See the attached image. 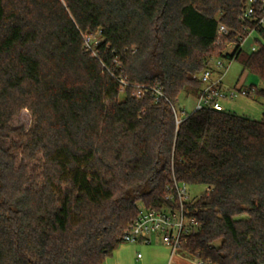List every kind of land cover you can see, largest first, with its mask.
Instances as JSON below:
<instances>
[{"label": "trees", "instance_id": "obj_1", "mask_svg": "<svg viewBox=\"0 0 264 264\" xmlns=\"http://www.w3.org/2000/svg\"><path fill=\"white\" fill-rule=\"evenodd\" d=\"M248 1L0 0V264H104L141 207H175V180L207 189L185 206V253L264 264V116L204 108L177 124L171 106L216 59L264 99V43L240 46L264 39Z\"/></svg>", "mask_w": 264, "mask_h": 264}, {"label": "built area", "instance_id": "obj_2", "mask_svg": "<svg viewBox=\"0 0 264 264\" xmlns=\"http://www.w3.org/2000/svg\"><path fill=\"white\" fill-rule=\"evenodd\" d=\"M257 3H261L264 10V0H249L244 15L245 17L249 18L254 14V8ZM258 26L260 29L264 30V16L259 20ZM253 31H251L249 35ZM227 33V28L224 25H220L218 29V37L220 38ZM247 37L240 38L241 47H243ZM83 39L85 49L93 56H97L95 46L98 44V38L91 35H84ZM234 49L235 46L233 44H228L229 53L234 52ZM252 51H257V48L253 47ZM223 60L224 59L213 60V62L216 61L214 67L220 72L219 74L215 73L212 65L201 74L200 81L202 87L196 97L194 111L202 110L204 108L225 111L221 102L222 100H234L239 96L248 97L255 92L254 87L246 89L236 86L233 89H225L223 81L228 72V68H225ZM120 82L124 86L127 85V82L123 78L120 79ZM150 91L155 95L157 101L160 98L167 100L161 88L152 87L150 88ZM171 106L175 113L177 124H180L183 118L181 119L179 117L175 106L173 104H171ZM166 200L174 203L175 207H162L160 209H146L141 207L137 219L133 222L131 227L125 231L122 242H149L150 237L159 236L161 237L162 242L171 249L172 256L181 249L186 237L197 228L195 221L190 219L185 211L186 204L192 202L194 199L189 197L187 184L175 180L172 187V194L167 196ZM138 257H140V255ZM198 264L203 263L199 262Z\"/></svg>", "mask_w": 264, "mask_h": 264}, {"label": "rangeland", "instance_id": "obj_3", "mask_svg": "<svg viewBox=\"0 0 264 264\" xmlns=\"http://www.w3.org/2000/svg\"><path fill=\"white\" fill-rule=\"evenodd\" d=\"M256 39H260L264 43L263 37L259 32L253 31L246 39L243 44V48L252 51L253 47L258 48V44L255 42ZM225 68H228L226 78L224 80L225 89H233L234 87L240 85L243 88H249L251 85L260 86L259 80L255 77L252 78L247 72H243L242 66L237 62H231L223 60ZM216 64V61L212 63ZM225 71V69H224ZM242 83V84H241ZM123 96L121 95V98ZM223 107L225 111L230 114H236L239 116H247L255 120H261L264 116V99L257 97L254 93L248 97L239 96L234 100H222ZM196 103L195 94L183 93L179 99L175 102V109L182 119L185 118L186 114H191L194 111V105ZM31 124L30 114L26 111L22 112L20 116L15 120V126H24L28 128ZM189 197L191 199H196L202 196V194L207 190L204 185H187ZM184 253V254H183ZM183 254L185 252L182 249L178 250L177 255ZM188 258V257H187ZM200 261L197 258L189 256L188 261H183L179 257H176L173 264H197Z\"/></svg>", "mask_w": 264, "mask_h": 264}, {"label": "crops", "instance_id": "obj_4", "mask_svg": "<svg viewBox=\"0 0 264 264\" xmlns=\"http://www.w3.org/2000/svg\"><path fill=\"white\" fill-rule=\"evenodd\" d=\"M212 67L216 74L220 73L213 64ZM149 240V242L121 244L113 254L105 260L104 264H173L176 257H179L183 261L189 260L190 255L187 253H185V255H183L184 253L177 255V251L172 256L171 249L162 242L161 237L152 236ZM139 255L140 257H138Z\"/></svg>", "mask_w": 264, "mask_h": 264}]
</instances>
